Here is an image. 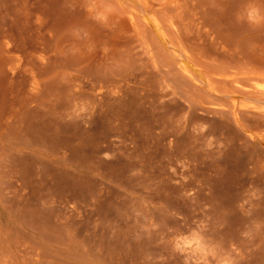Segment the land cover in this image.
<instances>
[{
  "label": "rangeland",
  "instance_id": "rangeland-1",
  "mask_svg": "<svg viewBox=\"0 0 264 264\" xmlns=\"http://www.w3.org/2000/svg\"><path fill=\"white\" fill-rule=\"evenodd\" d=\"M0 264H264V0H0Z\"/></svg>",
  "mask_w": 264,
  "mask_h": 264
}]
</instances>
